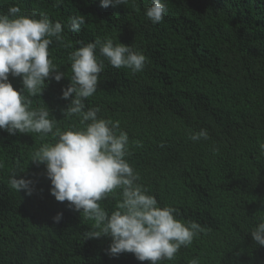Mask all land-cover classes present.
<instances>
[{
	"label": "trees",
	"instance_id": "trees-1",
	"mask_svg": "<svg viewBox=\"0 0 264 264\" xmlns=\"http://www.w3.org/2000/svg\"><path fill=\"white\" fill-rule=\"evenodd\" d=\"M163 22L145 16L151 0L102 7L101 0H0V13L18 6L22 14L40 13L64 27L62 42L49 47L53 63L65 73L46 80L32 107H47L61 131L82 127L65 118L62 99L69 86V54L96 39L111 38L142 52V72L114 68L104 58L96 93L86 105L99 117L119 121L129 136L125 159L138 183L160 206L178 209V219L205 229L173 260L160 264H264V247L251 229L264 217V0H165ZM83 15L79 32L69 17ZM54 39V38H53ZM17 90L19 77L9 76ZM206 128L210 139L192 142L189 129ZM52 134L10 135L0 130V264H149L132 253L108 254L111 238L84 240L95 221L51 195L46 166L31 162ZM33 181V194L11 188L9 178ZM119 190L100 201L109 213ZM63 213L59 223L53 217Z\"/></svg>",
	"mask_w": 264,
	"mask_h": 264
},
{
	"label": "clouds",
	"instance_id": "clouds-1",
	"mask_svg": "<svg viewBox=\"0 0 264 264\" xmlns=\"http://www.w3.org/2000/svg\"><path fill=\"white\" fill-rule=\"evenodd\" d=\"M129 0H101L102 7L128 4ZM62 0H57V4ZM167 12L165 0H151L145 16L152 24L163 22ZM83 15L69 17L68 29L79 32L85 24ZM64 27L53 23L44 13L22 14L18 6H10L0 13V130L10 135L36 133L56 137L54 144H43L32 155L31 162L44 164L51 181V195L58 202L95 221L91 230L84 232V240L101 236L111 238L108 254L118 257L132 253L138 261L160 264L173 260L182 247L192 245L195 238L205 231L196 221L178 219L179 211L173 206H160L156 197L140 183V177L125 159L129 136L119 130V121L99 117L101 109L86 105L98 88L104 57L114 68H127L133 73L142 72L147 64L146 56L132 46L114 44L111 38L84 44L72 51L70 84L62 90V99L70 103L62 112L65 118L76 116L82 127L61 131L57 119H50L47 107H32V97L41 96L46 80L59 82L65 73L49 58V47L62 42ZM54 38V39H53ZM19 77L23 87L14 88L9 76ZM192 142L209 140L208 129H189ZM264 153V144L260 145ZM0 167L3 164L0 163ZM9 178L12 189L33 194V181ZM119 190L121 199L115 210L109 213L100 201ZM63 213L53 217L59 223ZM258 246L264 247V217L250 231ZM189 264H199L192 258Z\"/></svg>",
	"mask_w": 264,
	"mask_h": 264
}]
</instances>
